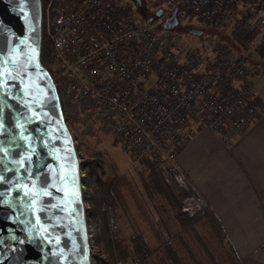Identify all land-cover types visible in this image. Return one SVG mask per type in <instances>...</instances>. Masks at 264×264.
I'll list each match as a JSON object with an SVG mask.
<instances>
[{
  "label": "built area",
  "instance_id": "2783aa9c",
  "mask_svg": "<svg viewBox=\"0 0 264 264\" xmlns=\"http://www.w3.org/2000/svg\"><path fill=\"white\" fill-rule=\"evenodd\" d=\"M156 2L162 13L147 24L128 0H46L41 34L51 82L71 112L109 133L130 163L146 158L160 168L184 193L181 211L192 216L205 199L177 164L178 151L199 129L228 143L257 121L264 101L245 61L222 44L177 48L172 33L155 23L174 10L177 22L193 18L216 30L237 23L252 31L264 27V0ZM130 260L115 264H143Z\"/></svg>",
  "mask_w": 264,
  "mask_h": 264
},
{
  "label": "water",
  "instance_id": "95a60500",
  "mask_svg": "<svg viewBox=\"0 0 264 264\" xmlns=\"http://www.w3.org/2000/svg\"><path fill=\"white\" fill-rule=\"evenodd\" d=\"M130 1L147 24L162 13ZM41 17L40 0H0V264H90L79 157L40 63Z\"/></svg>",
  "mask_w": 264,
  "mask_h": 264
},
{
  "label": "trees",
  "instance_id": "16d2710c",
  "mask_svg": "<svg viewBox=\"0 0 264 264\" xmlns=\"http://www.w3.org/2000/svg\"><path fill=\"white\" fill-rule=\"evenodd\" d=\"M45 2L46 0H40L42 12ZM144 9L149 10L146 4ZM133 11L135 12L134 9ZM139 20L142 21L140 17ZM233 27L237 29L234 30L237 34L230 33V37L243 47L244 42H247L244 38L249 37L250 31L244 30L237 23ZM161 29L159 25L157 30ZM48 55L49 46L41 34L40 63L52 77ZM237 58L243 60L242 56ZM56 92L64 120L81 121L86 126L83 128L86 133L92 134L94 125L90 119L87 116L80 118L72 115L69 99L60 90L56 89ZM79 168L84 174L80 177V182L83 186L81 197L87 240L99 252L90 251L89 257L93 264H115L130 255L136 256L143 264H240L233 250L226 245L220 224L212 211L206 205L192 216L181 211L184 193L167 183L162 170L154 167L146 158L139 159L133 168L143 196L148 201L158 203L160 217L157 222H160V228L155 226L151 218L147 216L148 220L144 216L141 207L137 209V200L129 185L130 177L118 173L116 165L104 159L103 153L81 158ZM129 201L136 209L132 212L140 215L141 222L138 225L134 223L135 218L129 217L133 214L128 211ZM120 213L132 229V234L127 239L122 236V227L119 226ZM153 233L156 245L148 242Z\"/></svg>",
  "mask_w": 264,
  "mask_h": 264
},
{
  "label": "crops",
  "instance_id": "0c3cea01",
  "mask_svg": "<svg viewBox=\"0 0 264 264\" xmlns=\"http://www.w3.org/2000/svg\"><path fill=\"white\" fill-rule=\"evenodd\" d=\"M227 27L229 33L237 34L235 27ZM244 41L236 56L243 57L254 94L264 101V27L250 31ZM201 130L177 154L176 161L203 195L205 205L220 224L226 245L240 264H264V110L257 121L226 144L220 143L216 133L204 130L219 143L218 177L199 174L182 155Z\"/></svg>",
  "mask_w": 264,
  "mask_h": 264
},
{
  "label": "rangeland",
  "instance_id": "374dc122",
  "mask_svg": "<svg viewBox=\"0 0 264 264\" xmlns=\"http://www.w3.org/2000/svg\"><path fill=\"white\" fill-rule=\"evenodd\" d=\"M140 3L142 5V9L149 14L155 11L156 9H158V6H159L156 0H140ZM144 4H146V6L148 7L149 9L148 11L144 9ZM132 8L135 10L136 19L139 20L140 16L137 13L136 7L133 5ZM158 23L160 22L155 23L156 29L159 27V25H161ZM223 28L224 27L220 28L219 30H216L211 27H207V26L205 27L201 24L200 21H197L193 18H188L184 21L179 20L178 25L172 29H169L168 31L172 33V35L174 36L175 45H176L175 47L177 48H181V49L182 48H191V49L203 48V47H210L214 43H220L225 47V49L228 51V53L231 56L237 57L236 55L240 54L239 53V49H240L239 42L236 39H233L230 37L229 27L225 29ZM192 30L199 31V34L198 35L191 34L190 31ZM62 101L65 104V101L63 99ZM65 122L69 129L71 137L73 139V143L76 149V153L79 157V160L81 158L84 159L89 155L91 156L94 153L95 154L100 153V152L103 153L104 159L109 160L116 165L118 173H124L130 177L131 182L129 183V185H131V189H133V192L135 194V198L137 200V206H138L137 209L139 210L141 207V210L143 211L144 216L147 219L148 217L149 219L151 218L155 226H157V228H160V222H157L158 218L160 217V213L157 211L158 203L154 201H148L143 196V193L141 192L139 183L135 175V170L133 167L136 165L138 161L130 163L131 160H129L126 154H124L120 146L114 145L112 143L111 135L107 132L101 131L100 129L97 128L96 125H94L93 130L91 129L93 133L87 134L86 129H83L86 126L81 121H72L68 119L67 121L65 120ZM216 140L217 138L214 135L208 132H205L204 130H201L196 133L194 139L188 144V146H186V148L183 151V154H182L183 157L188 162L193 163L192 168L201 175H204V172L215 175L217 177L219 175L220 153L217 148L218 146H216V144H219V143ZM82 175H84L83 171H82ZM134 210L136 211V209L133 208L131 201H129L128 211L132 212ZM135 214L136 212L130 215L129 217L131 219L135 218L134 223L138 225L139 222H141V218H140V215H137V214L135 215ZM125 221L126 219L123 218L122 213H120L119 226L122 227L121 228L122 236L124 237V239H127L129 235L132 234V229L129 227V225ZM148 239H149L148 242L151 245H156L157 240H156V237L154 236V233L153 235L151 234ZM87 242L89 245V253L90 251L99 253L97 252L98 251L97 248H94L92 246L91 241L87 240ZM131 258L136 259L137 261L141 262V260H139L136 256H133V255L128 256L127 259L125 260H119V261L128 262ZM89 259H90V264H93L92 258H89Z\"/></svg>",
  "mask_w": 264,
  "mask_h": 264
}]
</instances>
